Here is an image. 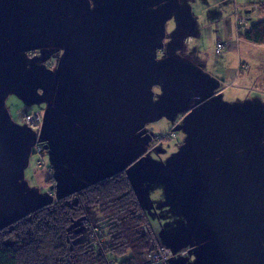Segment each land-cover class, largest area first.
<instances>
[{"label": "crops", "instance_id": "0c3cea01", "mask_svg": "<svg viewBox=\"0 0 264 264\" xmlns=\"http://www.w3.org/2000/svg\"><path fill=\"white\" fill-rule=\"evenodd\" d=\"M71 1L56 6L53 0H0V17L12 15L17 4L33 15L25 28L17 19H11L15 21L12 27L9 20H0V54L3 50L8 53L1 54V78L9 79L16 101L26 99L21 102L23 114L43 113L40 146L46 152L39 153L49 157L51 164L33 171V181L58 192L61 182L69 178L81 181L99 174L85 188L123 174L150 237L172 252L168 264H178L173 258L183 257L186 249L175 246L162 225L165 244L160 242L159 233L147 220L145 210L149 213L150 209L140 196L143 187L137 185L139 181L146 184L145 192L146 187L167 179L188 227L202 232L197 247L208 245L211 236H204L211 233V242L227 240V235L241 230L250 235L255 232L258 240L260 231L264 235V142L259 141L264 135L255 130L254 135L259 136L255 145L240 149H228L220 142L228 134L242 136V113L233 112L240 109L237 105L242 104L239 98L244 89L233 82L245 69L227 67L221 62L223 56L211 52L212 43L214 46L218 40H211V20L224 32L222 51L238 53L242 44H264L233 35L228 19L223 18L220 26L223 13L219 6L214 5L212 11L195 0H89L85 8ZM35 9L38 14L34 17ZM263 10L256 7L258 18L251 25L264 20ZM237 60V64L246 62ZM29 70H35L36 77L28 79ZM38 83L42 88L35 95ZM225 93L230 97L229 110L226 98L220 99ZM6 97L1 96V104L5 105ZM35 104L41 105L37 109ZM0 113V128L8 126L10 119ZM146 125L151 126L148 131ZM155 130L175 133L173 147H165L171 152L158 169L142 165L138 166L139 177L128 175V170L137 169H131L135 160L126 163L125 158L133 154L142 159L153 153ZM210 139L215 141L212 147L206 145ZM35 149L36 144L33 153ZM245 152L250 156L245 157ZM242 168L249 173L243 175ZM135 188L141 189L139 197ZM164 194L171 196L168 188ZM245 195L250 197L247 205ZM156 208L162 213L157 210L158 215ZM156 208L157 218L163 220L164 207Z\"/></svg>", "mask_w": 264, "mask_h": 264}, {"label": "rangeland", "instance_id": "374dc122", "mask_svg": "<svg viewBox=\"0 0 264 264\" xmlns=\"http://www.w3.org/2000/svg\"><path fill=\"white\" fill-rule=\"evenodd\" d=\"M58 6H63L67 3L68 0H53ZM102 0H97L100 2ZM127 0H115L116 3H125ZM150 1V0H149ZM189 3L187 0H179ZM71 2L78 3L85 8V5L89 0H72ZM91 2H95V0H91ZM104 2V1H103ZM195 4H203L204 6H209V8L216 7L214 5L219 6L220 13L222 16L220 26H222V20H229V31L233 35L236 36L235 29V21L234 14L236 12H240L250 18V21L257 20L256 15V7H264V0H195ZM20 4V3H19ZM214 6V7H213ZM247 11H249L247 13ZM12 15H3L7 16V18L1 16L0 20L7 21L9 20V26L12 27L14 22L19 23L22 28H25L29 23L30 19H33V15L28 13L26 7L21 8L20 5H15V10H12ZM38 14L37 9H35L34 17ZM2 15V14H1ZM226 15V16H225ZM226 17V18H225ZM11 19H17L15 21H11ZM4 28V27H3ZM210 36L213 38H217L215 44L212 48L211 52L214 53L217 57H222L221 62H225L226 66H235V69L238 70L239 64H237V58L245 59L247 64V69L243 70L241 74H238L237 79L233 84L241 86L244 91L241 93V97L239 98L242 101V104L239 108H235L236 114H241L243 116V127H242V136L240 139L234 138L233 136L227 135V138L220 140L221 144L224 145L228 149H240L246 146L251 147L254 146L258 141L259 136L254 135V131L256 130L257 135H264V45L262 46H254L248 44H242L238 53L236 51L224 50L221 53H215V45L217 42H225L224 32H219V25L217 22H213L211 20V25L209 28ZM237 39V38H236ZM260 45V44H259ZM228 48V47H227ZM3 56H6L8 53L6 50H3L1 53ZM0 54V61H3V56ZM225 57V59H224ZM212 60H214L212 58ZM52 69L53 66H52ZM46 71H44V79L46 78ZM3 74H0V100L1 96L4 95L6 97L5 105L0 103V111L4 112L5 116L3 118L10 119L11 123L6 126L0 128V229L5 228L15 222L16 220L28 216L29 213L43 207L49 205L56 201V197L63 198L68 194H74L76 190H80L84 185L93 182L94 177H99L98 175H94L92 178L88 176L87 178H81L80 180H64L61 182L60 188H55L54 190L50 189V186H46L44 188L40 187L35 181H33V171L41 170L43 168H47L48 164L51 162L49 157H41L39 152L33 153L32 149L35 146V143H42V121H43V113L42 110L33 111L32 113L37 112L40 116L41 123L38 126L32 125L28 122L26 115L21 111V104L23 101L25 102V98L20 102L19 99L16 101V97L11 94L12 87L7 84L8 78L2 77ZM20 75V74H19ZM36 77L35 70H29L27 73V78L30 79L32 76ZM231 80H227L226 83H230ZM42 83H38V85L34 86L33 93L36 95L38 93V88H42ZM45 91H43L44 93ZM45 94H43L44 96ZM223 97L226 98V110H229L230 107V97L228 93L221 95L220 99ZM38 103L39 101H35ZM238 103V99H237ZM23 105V104H22ZM41 104H35V108H39ZM230 112V111H229ZM1 114V113H0ZM31 114V113H29ZM22 120V121H20ZM27 121V122H25ZM22 122L26 124L22 125ZM235 122V120H234ZM235 124V123H234ZM237 124H240L239 120H237ZM1 125V123H0ZM148 131L151 126H145ZM246 128L248 131L246 132ZM18 130V131H16ZM166 131H158L155 130L153 135H161L162 138L160 141H157L154 137V145L153 153L148 156H143L142 159H139L138 156H134L133 154L126 157L125 161L133 162L134 165L131 166V169L136 167L137 170H128L127 174L132 175L134 177H139L141 172L138 170V166L151 164L152 171L154 168L158 169V166L168 155V152H171V149H166V146L174 145L173 138L175 137V133L169 135ZM252 131L253 133H249ZM238 132V130H237ZM263 132V133H262ZM238 134V133H236ZM235 135V134H234ZM257 137V138H256ZM259 141L264 142V138ZM215 141L210 139L207 141L208 147H212ZM213 144V145H212ZM163 146V148H161ZM163 149L167 153L162 154L163 152L160 150ZM36 151V149H35ZM46 152V150H42ZM156 152V153H155ZM245 157L250 156V152H245L243 154ZM49 160V161H48ZM152 162V163H151ZM53 163V162H52ZM51 164V163H50ZM247 165V164H246ZM249 168V164L247 165ZM88 170V169H87ZM151 171V172H152ZM243 175L249 173V170L245 171V168H242ZM87 171H84L86 174ZM49 180V179H48ZM167 179L163 178V181L155 182L154 185L146 187V191H143V188L146 184H142L143 182L139 181L137 185L141 184V192L136 191L142 198V201L145 203V207L150 209L149 213L145 210L147 220L149 221L151 227L158 232L160 242L164 241V230L167 231L169 237L174 242L177 247H185L186 254L183 257H178L174 259L178 264H215L216 262H220V264H264V235L259 234V239L257 240L256 233H251V235L246 232V230H241L240 233H234L227 235V240L225 238L219 240H213L212 233L207 234L204 237L211 236L209 238L210 243L205 246H196V242H199L202 239V232L198 231V229L193 227H188L185 218L182 214L181 204L176 199L175 194L172 191L171 185H169L166 181ZM79 182V183H78ZM75 183V184H73ZM143 185V186H142ZM168 188L170 190L171 196L166 197L164 194L165 189ZM246 192L244 188L243 193ZM247 201H250V197L247 195L244 196V204L247 205ZM171 202V203H170ZM243 206V203H241ZM254 204V200H253ZM163 206V217L164 219H158L156 213L153 211V207ZM161 210L156 208V211ZM157 214L159 215L158 211ZM98 216L97 208L95 206H91L88 208L87 213L80 219L75 222V226L78 231H83L87 226L83 225V219H90L91 222L95 221ZM169 217V218H168ZM264 219V218H263ZM161 223V224H160ZM163 226L162 230L160 226ZM149 233V232H148ZM147 234V233H146ZM167 244V243H166ZM224 244V246H223ZM149 252V250H148ZM205 260H208L207 262ZM168 264V261L167 263ZM176 264V262H175Z\"/></svg>", "mask_w": 264, "mask_h": 264}, {"label": "trees", "instance_id": "16d2710c", "mask_svg": "<svg viewBox=\"0 0 264 264\" xmlns=\"http://www.w3.org/2000/svg\"><path fill=\"white\" fill-rule=\"evenodd\" d=\"M240 36L264 44V20ZM91 206L98 212L92 223L101 229L97 242L88 227L78 231L74 225ZM146 225L127 178L119 173L0 229V264H152L147 254L155 239Z\"/></svg>", "mask_w": 264, "mask_h": 264}, {"label": "built area", "instance_id": "2783aa9c", "mask_svg": "<svg viewBox=\"0 0 264 264\" xmlns=\"http://www.w3.org/2000/svg\"><path fill=\"white\" fill-rule=\"evenodd\" d=\"M262 13L264 14V10L262 11ZM234 21H235V29H236L237 34H240L241 32H243L244 30L248 29L251 26L249 17L240 12H236L234 14ZM224 47H225V42H217L215 45V52L220 53ZM247 67H248L247 64L240 62L238 66V70L240 71L241 69H246ZM26 118L29 123L39 127L41 123V119L37 112L26 115ZM168 134L172 135L174 134V132L170 130ZM154 138L157 141H160L162 136L156 135L154 136ZM41 150L42 149H41L40 144L36 143V152H40ZM83 224L90 229L92 236L94 238H97L96 239V242H97L98 237L101 234V229L95 224H93L91 220L88 218L83 219ZM171 257H172V252L170 251L168 247L161 245L157 243L156 241H152L150 250L147 254V258L150 260L152 264H166V262Z\"/></svg>", "mask_w": 264, "mask_h": 264}, {"label": "bare ground", "instance_id": "6f19581e", "mask_svg": "<svg viewBox=\"0 0 264 264\" xmlns=\"http://www.w3.org/2000/svg\"><path fill=\"white\" fill-rule=\"evenodd\" d=\"M36 144V143H35Z\"/></svg>", "mask_w": 264, "mask_h": 264}]
</instances>
